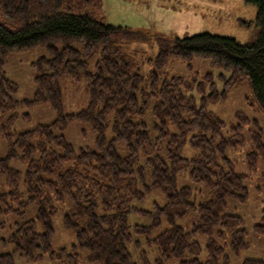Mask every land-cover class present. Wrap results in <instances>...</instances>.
<instances>
[{"label": "trees", "instance_id": "16d2710c", "mask_svg": "<svg viewBox=\"0 0 264 264\" xmlns=\"http://www.w3.org/2000/svg\"><path fill=\"white\" fill-rule=\"evenodd\" d=\"M245 1L257 8L255 24L259 32L253 42L239 43L234 38L207 32L164 40L154 59L155 69L150 70L149 80L143 85L145 76L140 66L117 38L135 33L98 19L95 12L88 10L90 5L95 7L97 0H0V137L7 142L0 172L5 174L10 197H16L22 181L21 190L27 202L38 207L35 220L16 224L8 239L15 252L29 261H37L50 250L51 219L56 213L51 199L55 197L54 201L62 202L66 195L72 201V210L65 216L64 226L73 229L77 242L87 251L88 262L136 264L127 249L131 240L127 215L130 212L151 215L131 202L142 200L145 190L153 188L160 189L167 202L162 207L155 206L151 225L135 226V231L148 234L160 225L162 216L166 218L168 228L150 239L158 247L162 260L227 264L228 256L224 255L220 262L222 247L210 238L204 262L184 258L186 252L199 251V244L190 242V237L209 235L216 225L222 228L218 231L220 237L227 230L230 232L234 254L247 246L242 218L223 214L228 197L241 202L247 198L246 176L234 172L231 161L224 156L228 147L239 145L235 136L240 138L241 125L233 126L231 135H223L224 122L205 109L206 101L223 97L225 89L221 94L211 92L206 99L202 96L197 106L195 98L187 94L186 82L180 77L162 78L156 70L170 57L186 61L192 57L209 58L215 67L230 72L225 87L236 86L247 78L251 101L264 111V0ZM74 43L81 44V49L74 47ZM35 47H45L50 57H41L36 63L33 98L17 101L13 98L17 85L5 76L3 64L11 53ZM96 52L99 59L91 71L88 59ZM62 76L73 82L84 78L88 93L86 108L73 114L64 113ZM197 88L202 92L203 83H198ZM149 101L153 102L151 114L156 122L150 128L141 121ZM42 104H47L56 115L51 124H41L23 133L10 130L20 107ZM6 113L11 115L2 119ZM242 119L239 118L240 123L247 120ZM71 120L92 125L96 150L87 147L76 150L66 140L62 131ZM167 123L176 127V131L165 132L163 126ZM107 124L114 133L109 140L105 136ZM186 139L198 150L192 158L180 155ZM251 139L254 149L247 154L246 161L254 169L257 160L264 159V140L258 131L251 132ZM165 141V149L161 150L160 142ZM120 142L126 149L122 155L116 147ZM150 144L154 150L146 152L145 146ZM139 149L144 154V164L138 163ZM12 159L27 163L23 174L8 165ZM178 173H187L192 182L203 184L199 202L191 200L189 187H177ZM47 176H55L56 180ZM262 183L264 186V174ZM190 213L198 216V223L186 231L176 221ZM36 222L41 224L40 233L34 229ZM253 230L264 236V210ZM141 258L143 264L148 263L145 256ZM162 260H157L158 264ZM0 264H13V254L0 255ZM242 264H264V261L246 259Z\"/></svg>", "mask_w": 264, "mask_h": 264}, {"label": "rangeland", "instance_id": "374dc122", "mask_svg": "<svg viewBox=\"0 0 264 264\" xmlns=\"http://www.w3.org/2000/svg\"><path fill=\"white\" fill-rule=\"evenodd\" d=\"M94 6L95 11L91 5L88 6V10L95 12V16L104 23L120 26L131 33H135L133 36L124 35L117 36V38L122 43V48L131 54L140 66V72L145 76L143 85L149 80L150 70L155 69L154 59L164 40L207 32L234 38L239 43H250L256 39L259 32V27L255 24L257 8L245 0H97ZM80 45L79 43L73 44L74 47L81 49ZM41 57H50L45 47H35L7 56L3 64V71L5 76L17 85V90L13 96L15 100L23 101L33 98L35 92L34 78L38 74L36 63ZM98 59L99 55L96 52L88 59V69L94 70V63ZM156 70L162 78L180 77L183 83L186 82L191 87L183 84L188 89L187 94L195 98L197 106L200 105L202 96L206 99L211 92L221 94L225 89L223 97H219L216 101H206L205 109L224 122L223 135H231V128L237 124L241 125L240 138L235 136L239 145L228 147L224 156L231 161L234 172L246 176L244 185L247 190V198L241 202L234 197H228L223 214L242 218V228L246 230L247 246L234 254L230 248V232L227 230L224 236L220 237L218 231L222 228L220 225H216L209 235L195 234L190 237V242L195 241L199 244V251L197 254L186 252L184 258L187 260L197 258L200 262H204L208 257L206 245L210 238L222 247L219 256L220 262L224 255L228 256L227 264H242L246 259L264 261V236L253 230L254 225L261 221L264 210V186L262 183L264 159L259 158L254 169H250L246 161L247 154L254 149L251 132H260L264 140V111L258 107L256 102L251 101L252 91L248 79L245 78L240 84L227 88L225 83L230 72L215 67L209 58L202 57H192L190 61L170 57L161 68ZM198 83L204 85L202 92L197 88ZM60 85L65 114H73L87 107L88 93L84 78L73 82L70 78L62 76ZM185 88L183 87V89ZM152 106L153 102L149 101L145 114L141 118V121H145L148 127L156 123H154L151 114ZM25 114L28 116H24ZM10 115L11 113H6L2 119H6ZM242 117L247 120L240 123L239 118L243 120ZM55 118V113L47 104L20 107L16 111V118L12 121L10 130L14 133H23L41 124H51ZM163 127L165 132L176 131V127L168 123ZM62 134L76 150L83 147L97 149L95 133L92 125L88 122L71 120ZM191 134L192 132L188 136L190 137ZM105 136L107 140L114 136L110 124L106 126ZM165 143L166 141L160 142L161 150L165 149ZM151 146L152 144L144 147L146 152L154 150ZM116 147L119 154L126 153L124 143L120 142ZM139 150L140 159L138 163L144 164V154L141 152L142 149ZM6 154L7 142L0 137V159L4 158ZM197 154L198 150L192 148L186 139L180 149V155L185 158H192ZM216 161L220 164L218 158ZM8 165L23 174L27 163L12 159ZM48 178L56 180L55 176ZM140 184L139 189L142 187ZM176 185L178 188L189 187L192 193L191 200L199 202L203 184L192 182L187 173H178ZM18 187L16 197H10L5 174L0 172V194L4 195L0 198V255L12 253L13 264H102L88 262L87 251L77 242L73 229L64 226V218L72 210V201L66 195L63 196L62 202L54 201L55 197L51 199V204L55 206L56 213L51 219L53 234L50 250L37 261H29L15 252L13 244L8 239L14 232L16 224L35 220L38 208L36 203L27 202V196L21 190L23 189L22 181L19 182ZM145 191L142 200L134 199L131 203L137 209L148 211L151 215H141L136 212L128 213L127 222L131 231V240L127 244V249L136 264H143L142 255L146 257L147 264H158L157 260H162L161 253L150 239L155 238L161 231L168 228L166 218L162 216L160 225L148 234L136 232L135 226L151 225L155 206L162 207L167 201L165 194L160 189L153 188ZM52 193V191L49 193L51 197L54 196ZM187 216L183 220L176 221L186 231L191 230L198 223L196 214L190 213ZM34 229L40 233L41 224L36 222ZM60 250H64V252H60ZM160 264L181 263L179 260L169 258L162 260Z\"/></svg>", "mask_w": 264, "mask_h": 264}]
</instances>
